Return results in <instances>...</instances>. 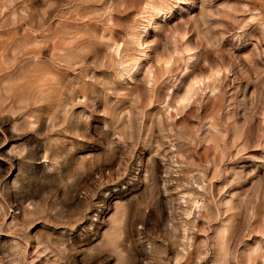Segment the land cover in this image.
<instances>
[{"label":"rangeland","instance_id":"rangeland-1","mask_svg":"<svg viewBox=\"0 0 264 264\" xmlns=\"http://www.w3.org/2000/svg\"><path fill=\"white\" fill-rule=\"evenodd\" d=\"M0 264H264V0H0Z\"/></svg>","mask_w":264,"mask_h":264}]
</instances>
